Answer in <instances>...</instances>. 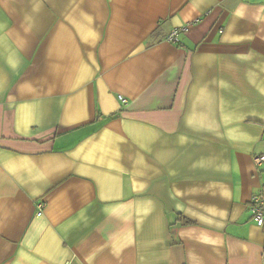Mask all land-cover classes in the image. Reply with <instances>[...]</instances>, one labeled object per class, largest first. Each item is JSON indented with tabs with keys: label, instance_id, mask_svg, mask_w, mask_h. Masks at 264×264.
<instances>
[{
	"label": "crops",
	"instance_id": "crops-1",
	"mask_svg": "<svg viewBox=\"0 0 264 264\" xmlns=\"http://www.w3.org/2000/svg\"><path fill=\"white\" fill-rule=\"evenodd\" d=\"M262 153L264 0H0V264H264Z\"/></svg>",
	"mask_w": 264,
	"mask_h": 264
},
{
	"label": "built area",
	"instance_id": "built-area-1",
	"mask_svg": "<svg viewBox=\"0 0 264 264\" xmlns=\"http://www.w3.org/2000/svg\"><path fill=\"white\" fill-rule=\"evenodd\" d=\"M180 28H174L167 35L166 39L172 43H179ZM121 99L124 98L121 96ZM125 101V100H124ZM254 161L258 166L264 164V153L256 155L254 157ZM44 203H40L38 207V212L40 213L44 208ZM249 211L251 215V219L261 227H264V187L260 188V190L254 193L250 199L249 203Z\"/></svg>",
	"mask_w": 264,
	"mask_h": 264
},
{
	"label": "trees",
	"instance_id": "trees-1",
	"mask_svg": "<svg viewBox=\"0 0 264 264\" xmlns=\"http://www.w3.org/2000/svg\"><path fill=\"white\" fill-rule=\"evenodd\" d=\"M179 220H183L184 223H191L193 222V220L189 219V218H186L184 217L183 215H179Z\"/></svg>",
	"mask_w": 264,
	"mask_h": 264
}]
</instances>
